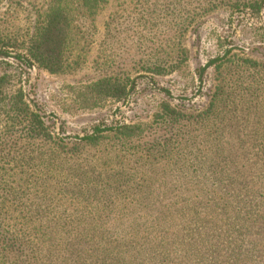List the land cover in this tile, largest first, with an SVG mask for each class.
Returning <instances> with one entry per match:
<instances>
[{"label":"trees","instance_id":"obj_1","mask_svg":"<svg viewBox=\"0 0 264 264\" xmlns=\"http://www.w3.org/2000/svg\"><path fill=\"white\" fill-rule=\"evenodd\" d=\"M220 1L225 9L252 14H258L264 3ZM108 2L49 0L34 9L19 37L0 26V56L3 50H12L19 59L14 64L1 61L9 65L2 70L7 75L0 77L5 118L22 125L19 118L28 115L29 107L20 82L31 65L51 74L66 73L75 42L74 22L97 17ZM217 44L220 49L226 46L219 36ZM178 48L170 63L171 55L163 52L146 63L145 70L162 75L165 69L178 68L185 58V49ZM229 53L198 72L202 83L205 72L215 66L216 84L201 113L185 115L164 105L157 116L159 126L149 132L123 125L97 127L90 135L71 138L72 154L64 152L62 165L76 160L79 149L100 147L103 165L116 160L118 168L99 172L78 166L64 176L59 185L63 184L60 192L68 205L59 212L51 203L38 204L19 193L37 189L34 193L40 197L50 190H38L48 181L29 173L39 159L38 173L51 174L54 155L59 156L53 136L40 135L44 126L36 115L27 118L24 127L33 143L10 132L6 144L0 142V264H264V63L234 60ZM127 78L104 77L87 89L94 102L125 101L134 89ZM186 132L195 135L187 141L190 146L181 141ZM107 136L109 145L103 143ZM39 143H46L51 154L42 163L43 154L28 147ZM173 145L177 153L170 150ZM175 155L188 157L186 162L195 170H205L207 175L199 182H210L211 187L182 190L176 201L169 202L168 195L163 205H157L164 190L143 189L145 176H154L157 182L171 178L164 164ZM141 167L150 172L143 173ZM14 168L21 170L12 173ZM182 183L186 184L184 179ZM167 188L169 193L172 189ZM154 199L157 202L151 203Z\"/></svg>","mask_w":264,"mask_h":264},{"label":"rangeland","instance_id":"obj_2","mask_svg":"<svg viewBox=\"0 0 264 264\" xmlns=\"http://www.w3.org/2000/svg\"><path fill=\"white\" fill-rule=\"evenodd\" d=\"M48 1L0 0V26L4 25L16 37L23 36L34 9ZM74 25L75 42L69 58L71 66L66 73L51 74L32 64L20 82L23 100L29 107L28 115L19 118L22 125L5 118L0 108V142L3 140L6 144L9 133L15 132L17 136L33 143V137L24 128L26 119H32L33 115L43 123L40 135L53 136L59 156L54 155L51 174L38 173L39 159L36 164L33 163L35 170L29 173L39 177V180L48 181L44 188L38 190H50L40 197L34 193L37 189L31 192L20 189L19 193L24 198L28 196L36 200L38 204L47 206L51 203L54 212L68 205L63 200L64 194L60 192L63 184H59L64 176L73 174L78 166L85 170L95 168L99 172H112L118 168L116 160H109L108 164L103 165L100 157L104 150L100 147L79 149L76 160L62 165L65 153L72 154L71 138L90 135L97 127L109 129L138 125L149 132L159 126L157 116L161 115L160 109L164 105L185 115L201 113L208 102L211 88L216 84L215 66L205 72L202 83L198 72L209 61L223 58L225 51H229L227 57L234 60L249 59L264 63V3L258 14H252L248 10L237 12L225 9L220 0H109L97 17L77 18ZM213 31L226 44L222 49ZM178 46L185 49V58L180 60L178 68L165 69L162 75L145 70V64L155 61L156 55H162L163 52L171 55L167 59L170 63L175 58L172 53L179 50ZM2 52L0 77L7 75L2 70L9 67L1 61L14 64L19 60L17 53L12 50ZM104 77H129L134 89L125 101L103 99L94 102L87 88ZM92 102L95 103L94 107L90 106ZM193 137V132H186L181 141L190 146L187 141ZM109 140L107 136L103 143L109 145ZM43 142L49 141L44 138ZM39 144L42 147L35 144L28 147L36 155L43 154L42 163L51 154L45 147L46 143ZM64 144L69 146L64 147ZM170 150L177 153V145H173ZM179 157L175 155L171 162L168 159V164H164L166 171L172 173L171 178L157 182L154 176H145L148 182L142 186L143 189H153L155 193L164 190L159 202L154 199L151 203L163 205L168 195L169 202L171 198L172 202L176 201L177 193L182 190L210 189L212 183L199 182L202 176L207 175L206 171L195 170L186 162L188 157ZM130 159L124 160L125 166L129 165ZM31 164L28 163L24 170L28 171ZM20 170L14 168L11 172ZM141 170L143 173L150 172L146 167H141ZM182 179L186 184L182 183ZM1 183L2 179L0 188ZM164 185L172 190L168 193ZM140 203L146 204L143 201Z\"/></svg>","mask_w":264,"mask_h":264}]
</instances>
